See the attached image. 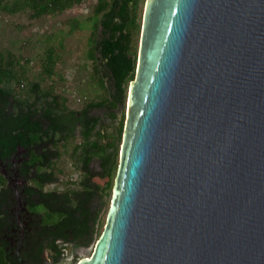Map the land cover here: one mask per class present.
Segmentation results:
<instances>
[{"label":"water","instance_id":"obj_1","mask_svg":"<svg viewBox=\"0 0 264 264\" xmlns=\"http://www.w3.org/2000/svg\"><path fill=\"white\" fill-rule=\"evenodd\" d=\"M76 264H264V0L145 1L106 224Z\"/></svg>","mask_w":264,"mask_h":264},{"label":"trees","instance_id":"obj_2","mask_svg":"<svg viewBox=\"0 0 264 264\" xmlns=\"http://www.w3.org/2000/svg\"><path fill=\"white\" fill-rule=\"evenodd\" d=\"M145 1L97 0L93 15L76 24L79 28L92 29L87 53L93 63L92 80L96 79L95 83L107 93L101 101H91L80 110L71 109L65 97L52 88L42 89L39 80L30 81L31 58L10 49L0 50V264H7L10 258L5 251L9 239L19 237L18 230L10 231L17 227L16 192L23 203L20 213L25 219L26 212L32 216L31 220L27 218L29 230L22 242L24 257L42 262L47 251L58 262L60 241L74 242L80 247L93 240L99 218V209L94 203L103 189L93 179L107 178L103 190H112L119 151L116 148L114 155H110L97 139L89 142L93 134L103 137L95 130L99 119L91 111L126 105L128 86L135 76L144 9L141 3ZM81 2L83 0H0V14L28 12L31 18H39L62 13ZM63 45L62 34L53 33L45 39L40 79L55 73L58 48ZM41 97L45 98L43 103L38 102ZM77 129L84 139L77 147L81 149L78 155L83 173L81 188L60 192L46 190V184L58 181L56 171L60 170L62 147L75 138ZM123 129L121 121L117 139L122 138ZM96 156L100 170L92 167ZM4 166L5 170L11 167L18 170L21 184L14 187L8 183V177L1 171Z\"/></svg>","mask_w":264,"mask_h":264},{"label":"rangeland","instance_id":"obj_3","mask_svg":"<svg viewBox=\"0 0 264 264\" xmlns=\"http://www.w3.org/2000/svg\"><path fill=\"white\" fill-rule=\"evenodd\" d=\"M97 0H83L80 4H75L72 8L55 15H43L39 18H31L28 12H18L16 14H0V50L10 49L15 54L24 58H31L29 64L30 81L39 80L42 89H50L61 97H65L67 105L71 109L80 110L86 105L87 100L96 101L107 97V93L92 80V61L88 58L89 36L91 28L76 27L80 23L93 15L94 5ZM142 7L144 3H141ZM141 7V9H142ZM143 15V13H142ZM87 25H89L87 23ZM64 37L63 47L58 48L59 60L55 65V73L51 77L39 78L43 69L42 59L44 55L45 39L51 34ZM58 42V39H56ZM56 44V43H55ZM136 45V44H135ZM139 43L137 41V50ZM60 97V99H62ZM121 108L120 120L125 123L126 105L119 106ZM118 124L104 123L102 125L103 132L99 130L103 137L93 134L95 138H104L107 153L114 155L115 149L118 148L119 156L121 149V139H117ZM84 141L80 134H76L75 138L69 139L62 147L63 156L58 162L57 176L61 180L46 184V190L65 191L68 188L80 189L78 183L80 175L83 173L80 168L79 153L77 149L80 143ZM112 142L113 146H112ZM77 149L76 151H74ZM95 160H99L96 156ZM119 161V157H118ZM101 169V168H100ZM95 183L104 189L106 187L107 178L95 177ZM99 191V218L95 226L94 239L85 251H79L78 257L73 261L75 252L71 243L59 245L63 249L62 257L58 259L57 264H76L80 259L89 257L94 249L95 243L99 235L103 231L107 212L110 205L112 190Z\"/></svg>","mask_w":264,"mask_h":264},{"label":"flooded vegetation","instance_id":"obj_4","mask_svg":"<svg viewBox=\"0 0 264 264\" xmlns=\"http://www.w3.org/2000/svg\"><path fill=\"white\" fill-rule=\"evenodd\" d=\"M6 167L4 166L3 168H1V171H3L5 173V175L8 177V183L14 185V187H17L18 185V178H17V173L18 170L15 168L13 169V167H11L9 170H5ZM13 170H15V173H13ZM17 194V199H18V210H17V214H16V220H17V227L13 228L12 231L13 233H15V231L18 230L19 233V237L18 240L15 237H11L9 240V244L6 245V249L5 251L9 253L10 258L7 259V264H57V262H55V257L53 256V254L49 253V257L46 255L47 251L44 252L43 257L44 260L42 262H35L33 259H28L26 257H24L25 255L23 254V245L22 242L25 239V232H27L29 230L28 225H29V221L27 218H29L31 220L32 216H30V214L28 212L26 219L22 216V214L19 212V209H22L21 206V199L18 195V192H16ZM22 202V201H21ZM25 216V215H24ZM7 232H10L8 230H6Z\"/></svg>","mask_w":264,"mask_h":264}]
</instances>
